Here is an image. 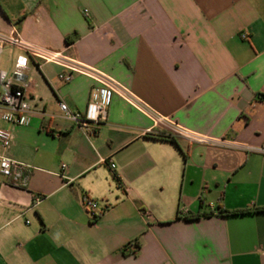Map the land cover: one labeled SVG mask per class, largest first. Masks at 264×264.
Wrapping results in <instances>:
<instances>
[{
    "label": "crops",
    "instance_id": "obj_1",
    "mask_svg": "<svg viewBox=\"0 0 264 264\" xmlns=\"http://www.w3.org/2000/svg\"><path fill=\"white\" fill-rule=\"evenodd\" d=\"M0 33L130 97L75 125L60 104L82 114L104 88L2 48L0 71L29 69L32 113L16 127L0 109V157L28 167L20 186L0 174V264H264V213L221 214L264 208V0H0ZM146 111L224 145L156 139Z\"/></svg>",
    "mask_w": 264,
    "mask_h": 264
},
{
    "label": "built area",
    "instance_id": "obj_2",
    "mask_svg": "<svg viewBox=\"0 0 264 264\" xmlns=\"http://www.w3.org/2000/svg\"><path fill=\"white\" fill-rule=\"evenodd\" d=\"M242 39L246 40L247 38L243 35ZM6 45L23 48L26 53L36 61L62 66L65 72L61 73L58 78L64 84L70 83L76 75H84L90 77L94 82L104 88V100L101 103L90 102L85 112L82 114L70 111L64 103L60 104V109L65 119L71 121L75 125L87 127L90 124H98L105 120L108 97L113 93L130 99L129 95L118 84L104 75L73 61H69L59 53H53L42 48L24 44L17 34L5 35L0 33V55L2 48ZM30 87V82H19L14 79L13 74L8 75V73L0 71V109L2 110V120L4 122L16 127H26L29 125L30 115L32 113L30 105ZM146 113L150 115L156 123L168 127L170 135L167 136L201 145H224L222 142L197 136L150 111H146ZM12 143V133L0 129V149L8 150L12 146ZM27 168V166L13 161L8 157H0V174L4 178L9 179L14 186H20L25 182L23 176ZM110 168L113 170L114 165L111 164ZM83 203L88 215L94 220L97 217L96 211L98 209V202L84 197Z\"/></svg>",
    "mask_w": 264,
    "mask_h": 264
},
{
    "label": "trees",
    "instance_id": "obj_3",
    "mask_svg": "<svg viewBox=\"0 0 264 264\" xmlns=\"http://www.w3.org/2000/svg\"><path fill=\"white\" fill-rule=\"evenodd\" d=\"M68 43H72V40L71 39H68L67 40ZM154 138L156 139H159V140H163V141H167V142H170V143H173L175 145H177V140L171 136H165V135H159V136H154ZM251 213H264V208H257V209H254V210H250V211H235V212H228V211H222L221 214H227V215H244V214H251ZM200 216H190V217H187V220H197L199 219ZM97 219V217L94 219V221Z\"/></svg>",
    "mask_w": 264,
    "mask_h": 264
},
{
    "label": "water",
    "instance_id": "obj_4",
    "mask_svg": "<svg viewBox=\"0 0 264 264\" xmlns=\"http://www.w3.org/2000/svg\"><path fill=\"white\" fill-rule=\"evenodd\" d=\"M25 61L22 59L13 74L15 80L19 82H27L29 76V69L24 67Z\"/></svg>",
    "mask_w": 264,
    "mask_h": 264
},
{
    "label": "rangeland",
    "instance_id": "obj_5",
    "mask_svg": "<svg viewBox=\"0 0 264 264\" xmlns=\"http://www.w3.org/2000/svg\"><path fill=\"white\" fill-rule=\"evenodd\" d=\"M6 72L8 73V75H11L14 72V70L12 67H8Z\"/></svg>",
    "mask_w": 264,
    "mask_h": 264
}]
</instances>
